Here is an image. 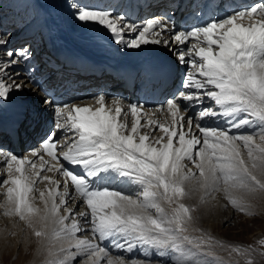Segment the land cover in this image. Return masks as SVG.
I'll return each mask as SVG.
<instances>
[{
	"label": "snow or ice",
	"instance_id": "6c2138e0",
	"mask_svg": "<svg viewBox=\"0 0 264 264\" xmlns=\"http://www.w3.org/2000/svg\"><path fill=\"white\" fill-rule=\"evenodd\" d=\"M75 17L104 26L114 43L129 49L150 43L163 44L170 50L173 42L185 45L173 51L187 69L182 80L187 91L174 93L157 109L166 108L170 123L150 117L141 123L142 106L129 104L125 110L114 99L113 107H106L103 94L94 98L99 105L96 108L57 105L54 130H48L31 151L33 157L42 161L39 166L27 156L0 149L7 173V178L0 181V187L5 189V215L18 217L37 238L46 239L49 256L55 255L57 242H68L75 249L73 262L79 258L82 264H100L104 257H108L107 264L124 261H114L98 243L79 239L77 233L89 229L81 226L77 216L85 225H91L94 237L101 241L111 239L117 248L132 251L137 246H147L156 254L167 251L181 257L195 256L187 245L199 248L211 243L212 238L187 234L194 220L192 213L197 209L184 204V198L203 190L200 202L204 204L208 196L222 191L234 209L252 215L249 197L264 193V0L246 9L225 11L223 16H212L207 22L184 30H177L174 23L170 29L157 18L137 25L123 15L114 17L107 10L87 6L76 8ZM127 32L135 35L125 41ZM166 33L171 40L162 39ZM10 35L0 37V45L6 44ZM6 55L10 59L0 62V109L13 102V92H23L26 87L13 66L28 59V51H7ZM10 68L12 72L8 71ZM205 98L212 103L205 106ZM18 106L24 107L22 102ZM129 114L133 117L130 127L126 120ZM214 117H223L227 127L204 123ZM144 127L150 131L142 132ZM245 127L250 131L232 132ZM157 131L162 135L155 137ZM69 135L71 142L65 139ZM257 136L260 143H256ZM241 148L246 150L247 162ZM45 156L49 159L45 160ZM62 161L79 166L80 171L66 167ZM185 161L198 170V175ZM44 172L64 177V190H59L60 180ZM45 181L56 185L47 189V196L36 188ZM69 181L85 211L67 207L71 198ZM189 184L193 185L191 189ZM36 191L45 205L43 212L32 203ZM62 207L67 215L59 214ZM260 243L264 244V240ZM229 247L244 256L252 251ZM45 264L67 262L50 259ZM131 264L151 261L132 260ZM182 264L195 262L184 259ZM246 264L254 262L246 259Z\"/></svg>",
	"mask_w": 264,
	"mask_h": 264
},
{
	"label": "bare ground",
	"instance_id": "6f19581e",
	"mask_svg": "<svg viewBox=\"0 0 264 264\" xmlns=\"http://www.w3.org/2000/svg\"><path fill=\"white\" fill-rule=\"evenodd\" d=\"M19 1L24 6V15L27 17L28 20H29L28 15H29L30 10L34 12V16L30 18V26L32 28L39 30L38 33L41 36V40L43 42H50V44L52 45V49L54 50L62 49L64 51V55L70 58L67 60L66 68H65L66 76L72 75L71 77L68 78V83L70 85L73 84L74 75L76 76V81H78L79 80L78 78H81V76L82 77L83 76L92 77V78H88L87 80H91V81L96 80L93 75L91 76V72L96 70V67H94V65H98L99 67H102L103 65H106V64H115L117 62H122V61L130 62L132 64H137L143 61L144 59H153L156 61H161L162 59H168L169 57H172L173 60L178 62V59L176 55L174 54L173 50L179 51L185 47V45H179L173 42L171 50L168 47L164 46L163 44L157 45V44H151V43L147 45H141L140 49H129V48L124 47L123 44L117 45L116 43H114L111 38V34L109 30L106 29L104 26L99 25L96 22L79 21L75 17L76 8L83 7V6H87L88 8H91V9L107 10L111 12L114 15V17L123 15L128 22L135 23L137 25H143L148 19H151L154 15L153 14V15H149L148 17H144L143 18L145 19L144 21H133L135 15L131 11H129L128 7H126V10H124V12H121V14L118 15L117 13L120 10V5H118L119 0H107V2L104 5L103 4L100 5L101 3L100 0H19ZM164 2L166 1L137 0L138 13L136 16L140 17L145 14H151V12H154L153 7L156 6L157 8H159L160 5ZM148 3L150 5V8L144 7V4H148ZM230 3L231 1H229L228 4L227 3L224 4L223 11L220 14H218L219 16H223L225 11L232 12L234 9H246L247 6L254 5L255 3H257V1L252 0L251 3H248V4L238 3L237 5H230ZM73 5H75V7H73ZM10 10L12 11L17 10V12H19L21 10V5L17 4V2L13 0L10 3ZM201 16L202 15H200V17ZM201 18H205V17L203 16ZM244 22L245 24L248 23L247 20H245ZM199 24H200L199 21L194 20L190 24L189 28L193 25H199ZM168 27L171 29L172 25L169 26L168 24ZM6 30H7L6 27L0 28V37L6 36L8 34ZM181 30H184V29L182 28ZM10 34L11 35L8 37L7 43L4 45H0V62L10 59L6 55L7 51H13L14 53L18 52L16 48L19 47L20 45H17V41H14L13 39V36L15 34H13V32ZM134 35H135L134 33L127 32V34L124 37L125 41L132 38ZM162 39L171 40L172 37L170 34L166 33L165 35H163ZM13 58L19 59L18 56H14ZM27 60L28 59L20 60L18 64L13 66L14 72L19 74L18 78L24 81L26 87L23 92H19V93L13 92L12 94L13 102L11 103H16V104H19L20 102L36 103V100H38L37 98L39 97L40 94L49 93L48 100H50L52 103L51 105L46 104L42 109H44L45 107H48L51 110L53 105H55L56 107L57 105L68 104L71 100H73L74 96L72 93H68L64 89L56 88V84L61 81L60 76H55L49 81L44 80L43 82H40V87H35L31 81V78L35 70L33 68V69H30L28 72L26 71ZM179 65L181 66V72L185 73V71L187 70L186 67L181 65L180 63ZM33 67H35V65H33ZM8 71L12 72L13 69L10 68L8 69ZM39 78L40 77H38V79ZM183 78L184 76L181 77L182 80ZM5 82L6 83L8 82L6 77H5ZM180 90L187 91V89H183L182 82H181V87L178 88V91ZM46 98L47 97L44 98V101L46 100ZM204 103H205V106H207L212 102L209 101L207 98H205ZM72 105H79V104L73 103ZM128 105L129 104L126 101H124L121 104V106L125 110H127ZM79 106L83 107V105H79ZM158 108H161V107H158ZM157 109L151 110L149 108L148 110H145L142 107V113L140 114V117H139L141 119V123H144L149 117L153 120H158L160 122L167 121L170 123L171 117L167 113L166 108H164L162 111H157ZM4 110L5 108L3 107L2 109H0V112ZM126 120H127L128 126L130 127L133 121V117L129 114L126 117ZM210 120L211 118H208L207 120H204V123L211 125ZM219 122L222 123V125L220 126L221 128L227 127V125L224 122L223 117L219 118ZM21 126L22 127L29 126L32 128V132H35V137H33L32 143L29 146H27L24 142V139H22V145H21L20 150L16 153H12L8 149V143H6L4 139H2L1 143L3 145L0 146V149L4 151H8L19 157L27 156L29 160L34 161L37 164V166H39V164L42 163V161H40L39 159L31 155V151L35 147H38V146L31 147V148L30 146L34 144L35 142L39 141L41 138H43V136L45 135L46 132H48V130H45L46 126L38 127V129L35 130L34 124L29 121H25ZM141 131L149 132L150 129L148 127H144L141 129ZM238 131L246 132V131H250V129L245 127L239 130L237 129L232 130L233 133L238 132ZM57 135H60V133H57ZM160 135H162V133H160L159 131L154 133L155 137H159ZM65 139H67L68 142H71L70 135L69 137H66ZM255 139H256V143H260L258 136ZM63 143H64V140L61 141V144ZM23 151L26 152L25 154H23L24 156L19 155ZM241 153L243 155V153H246V150L241 148ZM48 159L49 158L45 156V160H48ZM62 163H64L65 166L70 169H73L75 171H80L79 166H73L63 161ZM184 163L187 164L188 167L192 168V171L196 172L198 175V170L195 169L189 161H185ZM4 167L5 166L3 162V157H0V181H2L4 178H7V173L5 172ZM31 172L32 170L29 168L28 174H31ZM42 174L51 176L53 177V179L60 180L61 184H60L59 190L61 192L64 190L63 189L64 177H62L59 173L44 172ZM55 187L56 185L50 184L47 181L43 183H38L36 185V188L39 191H44L46 189L55 188ZM187 187L188 189H191V184L187 185ZM4 191H5L4 187H0V211L5 212ZM39 191H36L35 194L39 193ZM69 193H70L71 198L68 201L67 207L72 208V209H77L78 211H85L86 208L82 205V202L80 201V197L78 196V194H76L74 189L71 187L70 181H69ZM200 197L201 195H199V193L197 194V192L194 191L192 192L190 199L191 201H194L195 204L196 203L201 204L200 200L198 201ZM58 202H59V199L57 198V203ZM78 205L80 208L78 207ZM199 212L201 214V211ZM59 214L67 215L63 207L61 208ZM77 219L80 220L82 227L89 229L88 231L77 233V237L79 239L91 240L94 243H98L101 247L105 246L104 247L105 249L107 248L109 249L110 247V253H117L116 251L119 248L115 246V244L113 243L111 239H105L103 241L99 240L98 238L94 237L93 233L90 231L91 229L90 224L85 225L83 223V220H81L79 216H77ZM70 222H71L70 220L66 221V223H70ZM51 227L52 225H49L48 227L49 231L51 230ZM120 243H122V241ZM61 247L64 248L63 252L59 251ZM136 248H138V246ZM114 250L116 251L114 252ZM55 251L56 253H59L58 255L59 257H64L67 255V257H64L67 264H82V261L79 258H77L73 262L72 257H73V253L75 252V249L71 248L68 242L66 241L62 243L58 242L56 245ZM104 258H108V257H104ZM104 258L100 260V264H104L102 263L104 261Z\"/></svg>",
	"mask_w": 264,
	"mask_h": 264
},
{
	"label": "rangeland",
	"instance_id": "374dc122",
	"mask_svg": "<svg viewBox=\"0 0 264 264\" xmlns=\"http://www.w3.org/2000/svg\"><path fill=\"white\" fill-rule=\"evenodd\" d=\"M243 156L247 162V153H243ZM192 186L191 184V188ZM44 191L47 196V189ZM196 192L199 195L203 194V190ZM34 194H32L34 196L32 203L34 207L43 212L45 205L39 199V193ZM208 197L204 204H195L190 197L182 200L184 204L197 209L192 213L194 220L187 234L196 237L203 235L205 240L208 237L212 238L211 243H205L199 248L195 245H187V248L195 252V256L181 257L179 254H169L167 251L163 254H156L155 250L147 246L143 249L138 246L132 251L119 248L117 251L114 250L117 253H110V247L106 250L114 261L123 259L124 264L129 262L131 264L132 260L137 262L150 260L151 264H182L184 259L192 260L195 264H246V259H252L254 264H264V244L260 243L264 240V193L257 192L249 197L248 203L252 215L234 209L228 204L222 191H217ZM164 207L167 209V204ZM152 211L155 214L154 210ZM34 222L37 228L41 227L38 221L34 220ZM192 229H200V231ZM121 241L123 243V240ZM57 243L54 245V250H56ZM47 246L48 241L37 238L32 228L28 227L24 221L0 211V264H45L50 259L65 260L64 257H67V255L59 257L56 251L54 256H49ZM229 246H239L242 249H252V251L250 255L244 256L232 251ZM107 259L104 258L102 263L107 264Z\"/></svg>",
	"mask_w": 264,
	"mask_h": 264
}]
</instances>
